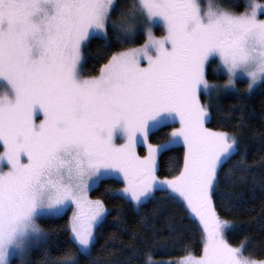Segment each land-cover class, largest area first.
Returning a JSON list of instances; mask_svg holds the SVG:
<instances>
[{
    "label": "snow or ice",
    "instance_id": "obj_1",
    "mask_svg": "<svg viewBox=\"0 0 264 264\" xmlns=\"http://www.w3.org/2000/svg\"><path fill=\"white\" fill-rule=\"evenodd\" d=\"M116 6V0H0V264H12L36 243L39 217L68 208L76 250L87 261L107 215L89 193L113 175L124 183L114 198L138 209L165 191L199 221L203 254L178 264H264L244 255L246 241L234 247L226 239L229 225L212 193L238 145L205 127L201 103V95L220 87L207 79L212 61L226 77L225 90L238 79H247L249 91L264 82L258 18L264 6L252 3L236 14L213 0H132L114 35L123 45L122 37L143 32L144 44L113 54L98 75L85 78L83 50L94 38L111 46ZM156 26L163 37L154 35ZM165 127H172L167 142L149 143ZM141 142L144 157L136 153ZM181 142L179 174L158 179L157 156Z\"/></svg>",
    "mask_w": 264,
    "mask_h": 264
},
{
    "label": "trees",
    "instance_id": "obj_2",
    "mask_svg": "<svg viewBox=\"0 0 264 264\" xmlns=\"http://www.w3.org/2000/svg\"><path fill=\"white\" fill-rule=\"evenodd\" d=\"M132 0H116L113 21L127 10ZM220 5L233 13L247 9L245 0H221ZM117 30L109 27L106 46L102 38L92 39L83 50V76L97 73L117 51L128 47L115 38ZM162 34V32L158 31ZM209 83H222L217 75V61L207 66ZM237 90L201 95L208 112L205 127L226 132L238 145V152L218 171V182L212 193L216 212L229 223L225 231L232 246L247 242L244 255L264 260V82L253 90L237 82ZM171 127L150 136L149 143L160 145L169 138ZM184 147L172 146L157 156V176L171 179L183 167ZM122 182L104 178L89 194L101 200L107 215L96 230V244L85 261L76 250L69 230L68 212L59 216L40 217L37 222L45 235L28 253L26 264H147L151 260L173 259L203 250L202 230L182 201L170 199L165 191H156L152 199L138 209L130 202L114 198ZM16 262V260H14Z\"/></svg>",
    "mask_w": 264,
    "mask_h": 264
},
{
    "label": "rangeland",
    "instance_id": "obj_3",
    "mask_svg": "<svg viewBox=\"0 0 264 264\" xmlns=\"http://www.w3.org/2000/svg\"><path fill=\"white\" fill-rule=\"evenodd\" d=\"M220 1H221V0H213V2H214L216 5H218L220 9H222V10H226V11H229V10H227L226 8H224V6H222V5L219 4ZM200 2H201V4H206V3L208 2V0H200ZM245 3H247V6H248L249 4H252V3H255V4H258V5H262V6H264V0H245ZM245 11H246V10H245ZM245 11H243V12H239V13H236V14H241V13H244ZM258 18L261 19V20H264V14L259 15ZM113 24L115 25L114 28L112 27ZM119 24H120V20H119V21H113L112 19H110V21H109V25H110V27L113 28L114 30H117L118 32L120 31ZM153 31H154V35H155L157 38H161V37H163V36L165 35V32H164L163 28L160 27V26H156V27H154ZM158 31L162 32V34H161V33L159 34ZM122 39H124L127 43H133V42H134V43H133V44H130L128 47H126V48H124V49H121V50H119V51L127 50L128 48L141 47V46L144 44V34H143V32L138 33L137 36H135V37H133V36H128V37H122ZM119 51H117V52H119ZM117 52H115V53H117ZM115 53H114V54H115ZM106 63H107V62H106ZM106 63H105V64H106ZM103 65H104V64H103ZM103 65H102V66H103ZM102 66H101V67H102ZM101 67H100V68H101ZM99 70H100V69H99ZM98 74H99V71H98L97 73L93 74V75H88V76H84V77L87 78V77H91V76H96V75H98ZM237 82H243V83H245V90L249 91V90H248V87H247V85H248V81H247L246 78H244V79H238V80L236 81L235 88H234V89H230V90H225V88L223 87L225 81L222 82V83H210V84H218V85H220V87L213 89V90H212L213 92L221 91L222 93H225V92H229V91H235V90H237V89H236V87H237ZM255 87H256V86H255ZM255 87H254V88H255ZM254 88H253V89H254ZM253 89H252V90H253ZM2 91H3V86L0 85V92H2ZM37 122H38V121H37ZM174 127H179L178 122L174 125ZM171 131H172V127L170 128L169 134H170ZM216 132H217V131H216ZM229 136H230V135H229ZM230 137H232V136H230ZM232 138H233V137H232ZM233 139H234V138H233ZM166 142H167V141H166ZM166 142H164V143H166ZM162 144H163V143H162ZM180 144H182V142H181ZM182 145H183V144H182ZM154 146H158V145H154ZM183 147H184V146H183ZM184 150H185V149H184ZM0 152H2V148H0ZM136 153H137V155H139V156H141V157L146 156V155L148 154L147 145H145L143 142H141L140 144H138V145H137V148H136ZM3 170L6 171L7 169L4 168ZM157 177H158V176H157ZM106 178H114V179H117V180L121 181V182H122V187L119 188L118 191H120V190L123 189V187H124V183H123V179H122V177H120V176H118V175H113V176L106 177ZM158 179H160V180H164V179L159 178V177H158ZM95 187H96V186H95ZM95 187H94V188H95ZM89 197H90V199H92V200H99V199H96V198L91 197L90 194H89ZM186 207H187V206H186ZM66 212H68V220H69L70 236H71V239L73 240V238H72V233H71V229H70V221H71V217L73 216L74 208H68L64 213H66ZM64 213H63V214H64ZM61 215H62V214H61ZM190 215L194 217V215H193L191 212H190ZM48 217H49V216H48ZM39 218H40V217H39ZM194 218H195V217H194ZM195 219H196V218H195ZM220 219H221V218H220ZM196 221L199 223V221H198L197 219H196ZM221 221H223V220L221 219ZM37 223H38V222H37ZM38 225H39V224H38ZM199 225H200V223H199ZM228 225H229V223H228ZM40 228H41V227H40ZM200 228H201V230H202V237H203L202 240H203V245H204V242H205V235H204L203 228H202L201 225H200ZM44 235H45V233H44L43 229H41V233L39 234L36 243H35L33 246H31V247H30L25 253H23L22 255H18V256H16V257L12 260V264H26L29 251H30L31 248H33V247H34L39 241H41V239L44 237ZM202 254H203V250H202V253H201L200 255H198V256H196V255H192V254H188V255H192V256H195V257L198 258V257H200ZM185 256H187V255H185ZM185 256L178 257V258H173V259H158V260H151V261H152V264H178V261L181 260V259H183ZM248 258H249V257H248ZM250 259H253V258H250ZM14 260H16V262H14ZM254 260H256V259H254ZM256 261H264V260H256Z\"/></svg>",
    "mask_w": 264,
    "mask_h": 264
}]
</instances>
